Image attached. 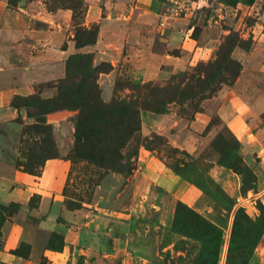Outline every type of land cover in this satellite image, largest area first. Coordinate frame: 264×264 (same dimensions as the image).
<instances>
[{
	"label": "crops",
	"instance_id": "0c3cea01",
	"mask_svg": "<svg viewBox=\"0 0 264 264\" xmlns=\"http://www.w3.org/2000/svg\"><path fill=\"white\" fill-rule=\"evenodd\" d=\"M22 1L11 7L9 0H0V131L28 124L31 118L24 111L21 124L17 122L15 107L53 91L65 78L70 56L90 55L92 66L109 64L111 71L98 76L100 85L106 81L115 86L124 74L131 82L145 84L158 79L165 68L178 73L209 61L225 33L217 24L226 19L236 29L242 17H250L253 23L242 32L252 41L251 49L231 54L241 65L238 77L232 86L220 88L206 112L194 118L207 124L216 115L240 142L245 157L264 158V122L256 123L264 115V0H82L80 24L70 9L47 10L46 0ZM79 26L96 29L94 43L77 46ZM66 117L57 112L44 119L54 128ZM190 133L175 132L189 139L180 145L184 150L195 140ZM17 156L0 143V205L20 206L2 225L0 264H151L134 239V221L142 211L148 214L145 210L153 207L151 216L164 217L170 199L199 214L211 211L206 193L149 151L139 156L131 177L132 204L120 213L62 204L70 171L64 156L45 160L37 176L18 169ZM33 198L38 199L36 206L30 205ZM52 233L62 239L60 250L48 247ZM21 244L29 246L26 258L11 253Z\"/></svg>",
	"mask_w": 264,
	"mask_h": 264
},
{
	"label": "rangeland",
	"instance_id": "374dc122",
	"mask_svg": "<svg viewBox=\"0 0 264 264\" xmlns=\"http://www.w3.org/2000/svg\"><path fill=\"white\" fill-rule=\"evenodd\" d=\"M63 4L79 5L82 0H64ZM83 9L82 5L79 10L82 14ZM229 23L234 24L233 20ZM252 23L250 17H242L233 29L222 19L217 25L225 35H221L212 59L178 73L165 68L158 79L145 85L131 82L123 73L125 77H120L115 86L105 81L102 85L98 83L99 90L94 92L96 73L90 67V58L73 57L63 84L43 94L40 100L26 103L60 99L82 102L85 117L80 122L86 132L83 134L76 128L81 113L67 106L54 112H63L67 117L58 127L49 124L51 133L24 126L18 130L16 126L5 128L0 131L1 146L9 154L16 151L17 160L35 173L40 172L45 159L64 156L70 163L62 202L67 208L91 206L118 211L132 204L131 177L139 156L145 151L152 152L212 198L211 211L206 215L171 199L165 205L164 217L151 216L153 207L145 210L148 214L142 211L143 216L134 221V239L147 251L149 262L193 264L191 260L195 262L198 252L204 250L202 257L208 264L216 254L217 264H264V158L256 154L245 157L240 142L216 115L207 124L194 118L197 113L206 112L211 91L231 81L236 69L230 53L234 49L248 50L251 41L244 38L242 30ZM195 76L202 78V83ZM153 99L161 103L153 105ZM115 104L133 105L140 112L131 136L126 135L121 112ZM35 108L36 105L26 110L37 114ZM29 122L24 125L34 124ZM260 122H264V116L256 121ZM181 131L195 135V140L186 143L191 147L187 145L188 150L180 145L189 139L175 135ZM139 200L142 199L136 204ZM37 202L34 198L30 205L36 206ZM3 207L0 220L14 211L9 205ZM214 237L220 242L212 247L207 240ZM49 241L54 243L51 235Z\"/></svg>",
	"mask_w": 264,
	"mask_h": 264
},
{
	"label": "trees",
	"instance_id": "16d2710c",
	"mask_svg": "<svg viewBox=\"0 0 264 264\" xmlns=\"http://www.w3.org/2000/svg\"><path fill=\"white\" fill-rule=\"evenodd\" d=\"M17 1H20V0H17ZM17 1L13 2V0H9V5H11L13 7H16L18 5ZM28 1L29 0H23L21 2V5H23L24 3L28 2ZM48 1L51 2V3H52V1H54L55 4L51 5ZM63 2H64V0H46L44 5H45L47 10H51L53 8H67V9L72 10L75 22L77 24H80V22L78 21V18H80V20H81L83 14L80 13L79 10L81 9L83 3L79 4V5L69 4L67 6V5L63 4ZM58 3H60V4H58ZM95 38H96V29H94V28H85V27H81V26L77 27L76 34H75V40H76L77 46L92 44V43L95 42ZM251 47H252V41L250 42V47L248 48V50L246 52H248L251 49ZM232 52H233V50L231 51L230 55L232 54ZM76 56L82 57V58L83 57L84 58H87V57L90 58V67L96 73L94 92H96V91L98 92V90H99V85H98V76H99V74L100 73H107V72L111 71L112 67L109 64H107V63H101V64H99L97 66H92V59H91L90 55H73V56H70L67 59V61H66L65 78L60 81L58 87L61 84H63L64 81L67 79V75H68V72H69V69H68L69 60L71 58H73V57H76ZM230 57L232 58V56H230ZM230 61H231L232 65L234 66V68L236 69V72H235L234 76L232 77V79H231V81L229 83H223L224 86H232L234 81L238 77L240 70H241V65H240L239 62H237L233 58ZM102 67L103 68L106 67L107 69L106 70L102 69ZM194 78H197L202 83V78L199 79L200 78L199 76L198 77L195 76ZM205 85H207V84H205ZM223 85L218 87L215 91L212 90L210 98L214 97L216 95V93L218 92V90L223 87ZM154 100L155 99H153V105H156V104L158 105L159 103H161V100H158V101H156V100L154 101ZM36 101H38V100H36ZM94 101H95V99L92 100V102H94ZM34 105H36L35 109L38 111L37 114H33V113L31 114L28 110H26V108L33 107ZM117 105H116V107H117V109L120 110L121 116H122V118H121L122 127L125 126V128L124 127L123 128L125 130L126 135L131 136V134H133L132 132L136 131L135 120H137V118H139L140 112L139 111L138 112L135 111V107L133 105H131L130 107L125 106V104H119L118 106ZM67 106H70V108H72L74 110H78L79 113H81L77 117L76 128H77V131H79V132L82 131V133L84 134V132H86V127H84L82 122H80V120H82V119L84 120V117H85L84 112L82 111V102L71 103V100H69V99H66V100L65 99L45 100L43 102L25 103V104L18 105V106L15 107L17 109L18 113H19V117L17 119V122L21 124V114L20 113L22 111H24L25 114H26V117L36 118V123H34L32 125H23L26 129L33 128V129H36V131L38 129H42V130L45 129V130L49 131V133H51V127L49 125L45 126L46 125V122H45V119H44L45 115L50 114V113H54V112L60 110L61 108H64V107H67ZM48 159H51V158H48ZM45 160H47V159H45ZM43 162H42V164H43ZM16 166H17L18 169L23 168L24 170H22V169H20V170H22L23 172H25L27 174L35 175V176L39 175V173H35L33 170H29L27 166L24 167L20 163L19 160H16ZM171 170L174 173H176L177 175H180L174 169L171 168ZM188 182H190V181H188ZM67 183H68V181H67ZM192 184H194V183H192ZM195 186L197 188H199L200 190H202L204 193H206L209 196L210 199L212 198V195L210 193H207L204 189L198 187L197 185H195ZM66 189H67V184H66V187L64 189V196H65ZM32 200H31V202H32ZM8 205L14 211L12 213H10L9 215L5 216L4 218H3V216L1 217V220H0V222H1L0 223V237H1V228H2L3 223L5 222V220L8 217L12 216L20 207L16 203H10ZM3 206H6V205H0V210L1 211L4 210ZM51 238H52V240H54V243L52 241H49L48 242V247L50 249H53V250H60L61 247H62V239H61V237L58 236L55 233H52L51 234ZM0 242H1V240H0ZM56 242H57V244L55 245ZM199 242L204 246V243H203L202 240H199ZM219 242H220V240L217 239L216 237L207 240V244H210V246H212V247L218 246ZM28 251H29V246L26 245V244H21L19 246V248L11 251V253L13 255H15V256L26 258L27 254H28ZM202 253H204V250L203 251L201 250L200 252H198L195 262L193 260H191L193 264H208L209 263V261L205 260V257H202ZM217 257H218L217 254H216V256L214 255V257L212 256L210 264H217ZM198 259H199V261H198Z\"/></svg>",
	"mask_w": 264,
	"mask_h": 264
}]
</instances>
